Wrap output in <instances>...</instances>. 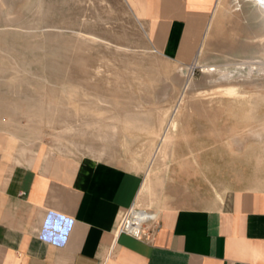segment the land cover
Segmentation results:
<instances>
[{
    "label": "rangeland",
    "instance_id": "374dc122",
    "mask_svg": "<svg viewBox=\"0 0 264 264\" xmlns=\"http://www.w3.org/2000/svg\"><path fill=\"white\" fill-rule=\"evenodd\" d=\"M126 2L0 0V141L13 134L21 159L19 146H39L146 166L142 194L166 167L171 119L192 118L222 166L264 187V9L218 0L201 53L182 64Z\"/></svg>",
    "mask_w": 264,
    "mask_h": 264
},
{
    "label": "crops",
    "instance_id": "0c3cea01",
    "mask_svg": "<svg viewBox=\"0 0 264 264\" xmlns=\"http://www.w3.org/2000/svg\"><path fill=\"white\" fill-rule=\"evenodd\" d=\"M127 2L153 48L183 64L198 53L218 0ZM184 122L165 146L162 176L142 194L146 166L39 146H19L29 154L22 160L10 145L15 136L6 134L0 264H264V187L246 185L237 166H222L211 136L197 132L192 118ZM136 202L160 223L149 240L115 235L120 215Z\"/></svg>",
    "mask_w": 264,
    "mask_h": 264
},
{
    "label": "built area",
    "instance_id": "2783aa9c",
    "mask_svg": "<svg viewBox=\"0 0 264 264\" xmlns=\"http://www.w3.org/2000/svg\"><path fill=\"white\" fill-rule=\"evenodd\" d=\"M160 223L156 213L148 208L132 205L121 215L115 227V235L128 234L137 239L149 240Z\"/></svg>",
    "mask_w": 264,
    "mask_h": 264
},
{
    "label": "bare ground",
    "instance_id": "6f19581e",
    "mask_svg": "<svg viewBox=\"0 0 264 264\" xmlns=\"http://www.w3.org/2000/svg\"><path fill=\"white\" fill-rule=\"evenodd\" d=\"M256 2H258V4H259V6H261L263 9H264V0H255ZM209 26V25H208ZM205 38V37H204ZM204 40V39H203ZM202 44V43H201ZM199 53L198 54H200L201 53V47L199 48V51H198ZM193 65H195V66H200L199 65V63H198V60H197V58L194 60V64ZM202 66V68H203V71L204 70H206V71H209V70H213V69H215L214 67H212V66H210V67H206L205 68V66L204 65H201ZM190 82L191 81H189V82H187V86H189V84H190ZM233 93V92H232ZM181 100H183L182 99V97L180 96V99H179V102L181 101ZM177 105V104H176ZM176 108H177V106H176ZM175 108V109H176ZM178 109H179V107H178ZM178 109H177V111H178ZM176 113V112H175ZM175 120H174V118L173 119H171V122H170V126H175ZM165 139H166V137H165ZM164 140V137L162 138V141ZM160 142H161V140H160ZM162 143V142H161ZM164 146V145H163ZM159 147V146H158ZM156 153H157V151H156ZM156 156V155H155ZM154 156V157H155ZM150 165H152V164H150ZM149 165V166H150ZM151 169V168H150ZM149 169V170H150ZM147 174V173H146ZM135 206H139V204H136L135 203Z\"/></svg>",
    "mask_w": 264,
    "mask_h": 264
}]
</instances>
